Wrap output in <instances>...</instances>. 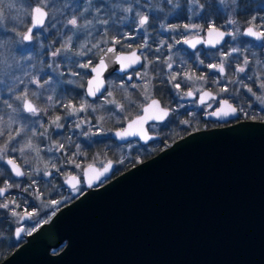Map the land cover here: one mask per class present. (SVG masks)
<instances>
[{"label":"water","instance_id":"95a60500","mask_svg":"<svg viewBox=\"0 0 264 264\" xmlns=\"http://www.w3.org/2000/svg\"><path fill=\"white\" fill-rule=\"evenodd\" d=\"M248 27L253 26L247 25L242 35L256 40L244 35ZM228 37L215 46L202 43V48L222 46ZM196 39H208V31L204 37L189 38ZM136 50L120 53L135 51L142 62ZM98 63L97 58L93 66ZM106 63L100 76L105 87L109 74L122 75L141 67L121 71L114 58ZM95 75L86 79L85 93L87 81ZM150 103L123 127L145 115L143 107ZM206 117L223 121L237 116ZM149 122L159 121L144 124L150 139L120 140L114 133L121 127L111 131L110 138L118 145L133 139L147 143L158 138L147 131ZM90 164L83 167L81 177L87 189L57 209L50 221L29 234L0 264H264V121L238 120L190 131L100 186L114 162H105L109 171L89 184L94 176ZM66 178L63 184L72 188ZM15 233L17 237L18 230ZM61 244L58 251H50Z\"/></svg>","mask_w":264,"mask_h":264},{"label":"rangeland","instance_id":"374dc122","mask_svg":"<svg viewBox=\"0 0 264 264\" xmlns=\"http://www.w3.org/2000/svg\"><path fill=\"white\" fill-rule=\"evenodd\" d=\"M148 1L150 0H146L145 3H143L142 0H126V2L116 0V3H113V0H93L94 7L90 9L88 13H85L87 19L92 21V25L89 29L91 31L90 36L85 34V29H71V26H64L66 20L73 15V10L83 11V8L86 6V0H59L56 6L63 9V15L61 16L57 13V19L61 22L57 23L55 28H51L47 27L46 21L47 30L45 31L39 28L34 30V36L31 41H24L22 37H17L16 34L11 31L12 27H16L18 31L26 32L30 25L27 15L22 17V23L14 24L12 22H6L5 26L0 27V128L4 129V132L7 133L5 135L7 136L9 132L15 134L18 129H24L22 136L17 138L20 143L15 142L12 146L19 149L26 139L31 138L40 149V156L46 159L45 161L50 160L52 163H54V160L58 159V157L65 156L67 152L65 148L56 150L55 147H53L52 152H49L48 148L52 147L57 142L62 144L65 143L66 145L68 143L73 149L72 152H70V150L68 151L69 154L72 155L77 153L75 145H80L81 154L78 158L81 157L80 160L84 166L93 163L99 167L108 159L114 157L115 166L117 168L120 167L121 162L129 157V155L131 156L132 153L136 155L135 161L140 159L139 154L143 152V149L140 151L141 148H139L138 142L130 141L126 144L117 145L109 137L111 131L117 128L114 126L117 124L120 125L119 121L121 117L123 118L124 124L131 115L128 116L125 111L121 113L119 117L112 116V113L107 109L110 105L104 104V97L99 100H94L95 102H93L88 100L84 95V85L89 76V71L88 69L80 68L79 63L88 62L89 58H91L94 64L100 51L93 49L92 52L85 56H79L76 55V53L83 50L80 45L85 43H88L89 47L92 43H96L100 45L101 49H104L105 45L112 40L109 38L112 32H118V36H121V41L129 40L130 37H134L135 35L129 36V34H125L122 28L124 25H128L130 20L136 23V26L139 28L137 30L144 31L145 26L143 28L139 26L136 13L144 14L146 10L157 9L155 6L156 4L153 5L152 2L150 6H147ZM15 3L28 11L30 0H15ZM243 3L250 5L251 10H256L258 8L264 9V0H235L234 3L233 0H224L223 3L221 0H218L216 5L217 9L221 10L223 15L226 16L225 25L234 31V35L223 48L217 49L216 52L204 53L203 56L198 52L199 57H197V52L186 55V51L181 47V40L187 35H193L195 31L200 28L185 29L183 25H200L198 16L203 12V7L198 4L197 0H175V16L178 15L180 17L177 21L179 25H181V30L176 33L179 26L177 27V25H175L174 70L178 78L179 72L177 69L182 67L185 69L188 68V66L191 65L190 60L196 63L197 68L203 65L200 63L202 59L207 60L206 66L223 62L227 70L226 76L221 77L215 74L212 79L219 81V83H215L219 86V88L216 89L219 97L226 96L228 99H230V97L233 98L240 108L245 104L248 107L254 106L257 108H264V104L258 101L251 93H248L247 89L242 86L243 84L247 85V87H252L256 95L264 96V89L258 88L261 79H264V44L257 47L247 42L243 44L240 42L241 29L236 13L240 11V5ZM117 4H119V7H117ZM65 5H67V7H65ZM96 7H99V12L95 10ZM121 7H131L133 11L127 13L122 12L120 10ZM47 10L48 9H46V11ZM52 11H55V9H52ZM211 17L212 16L208 18L211 19ZM230 20H235V23L230 24ZM98 21H107V23H100ZM80 22L83 23L84 20L81 19ZM69 35L73 37L71 50L61 51L59 55L54 57L52 53L61 47L64 40L67 39ZM177 40H179L180 43H177ZM143 44L140 51L147 59H145L144 66L141 69V75L143 76L145 72H147L148 75L143 78L144 81L139 85L138 92H140L141 95V100L138 102L139 107L148 100L142 92V87L146 83L150 82L148 96L150 97L153 93L152 79L154 76H152L150 71L151 68L162 62L164 69L166 68V70H169L167 63H165L166 61L152 60L148 57V55L151 56L161 53L160 49L162 48L149 47V44L145 41ZM160 44H162V42L158 43V45ZM171 48L170 46V48L166 50L167 56L171 58V61L168 59L169 61L167 62L173 65V50ZM234 48L239 51L233 52ZM93 53H95V55H93ZM245 59L249 62L247 65H244L246 71L244 73L235 72L237 67L243 65ZM210 70L214 72V69ZM74 72L79 75L74 76ZM184 73L192 74L193 72L185 70L180 79L183 80L182 83H189L191 90L199 89L202 84L207 81L206 78L205 80L189 81L185 78ZM194 74L196 76H202L196 73ZM248 77H253V79H248ZM33 78L39 79L44 86L38 88L36 85L31 84L30 80ZM45 80H47L48 83L44 84ZM231 80L242 81V84L229 83ZM20 81H23V83ZM69 81H72V83H69ZM111 86L114 88L116 85L115 83H111ZM223 87L228 88L229 91L227 93H221L219 90ZM22 91H27L29 93V99L37 107L44 108L45 111H41L38 116H31V114L24 112L22 110V102L15 99ZM33 91L37 93V97L31 96ZM48 96L52 97L51 101L47 99ZM184 97V93L179 97V108L181 109L192 105L185 100ZM111 98H113V96ZM84 100L93 102L92 107L96 108L97 111L92 112L89 109L77 116L67 115L65 105L71 102L79 106V103ZM8 104H11L12 108H9ZM101 105H103V107H101ZM13 109H16V111H13ZM138 112L136 111V113ZM56 115H60L62 118L60 121V123L63 124L62 128L57 129L55 126L51 125V120ZM101 116L104 117L103 121L100 120ZM10 119H12L14 123H12L9 128L6 122ZM80 120H85L89 123L82 124L81 127L77 128L76 124ZM41 124L48 128L49 136L52 137H50V140L40 135L43 131V128L40 127ZM98 128H102L106 135L93 136L82 134L86 130L88 132H95ZM32 130H35L37 133L34 137L31 135ZM63 132L68 133L65 141L60 140V137L64 134ZM53 135L55 138H53ZM95 141H97V144H100L99 150L96 149ZM12 146L9 147L11 148ZM88 146H91L90 154L84 151ZM10 153L16 154L24 161L28 158L30 162L26 164L36 165L39 163V161L35 159V153L31 151H26L24 155H21L18 150L15 152L10 151ZM69 164L72 166L70 167L71 169H78L73 164ZM52 173V189H50V193L46 194V200L43 199L44 194L35 195V201L38 202L42 208H50L51 214L80 193L79 189L69 190L60 184V179L65 178L66 173L63 174L62 178H60V174L54 176L55 170H53ZM54 201H58L59 203H53Z\"/></svg>","mask_w":264,"mask_h":264},{"label":"flooded vegetation","instance_id":"af4514ba","mask_svg":"<svg viewBox=\"0 0 264 264\" xmlns=\"http://www.w3.org/2000/svg\"><path fill=\"white\" fill-rule=\"evenodd\" d=\"M217 1L218 0H197L198 4L203 7V12L201 13L198 19V22L200 23V28L195 31V33L191 36L183 37L181 40V47L182 49L186 51L187 54H193L195 52H199L204 55V53L209 52H216L217 49L223 48L229 41V39L232 37H228L224 44L222 46H218L217 48H202L203 44L200 43L197 47H195L193 50H189L186 48V46L183 44V41L186 39H189L191 37H204L205 31L207 30L208 26L213 25L219 29L225 30V31H232L234 34V31L232 29H229L225 25L226 16L223 15L221 10L217 9ZM143 3L146 2V0H142ZM151 2L153 5L157 7V9H152L146 12L142 15H147L149 17L148 24L145 25L144 31L137 30L139 29L138 26H136V23L132 20L129 21L128 25H124L123 31H125V34H129V36L135 35L134 37H130L129 40L121 41V36H118V32H112L109 35V38L112 40L109 41L104 49L108 45H114L115 48L121 51H129L132 49H137L138 53L142 57V63L144 65L145 62V56L141 53V46L144 45V41L149 44V47L154 48H162L161 53H157L155 55H148L149 58L152 60H162L169 61V56H167V48L172 47L173 50V58H172V68L166 70L163 67V63L154 66L151 68V73L153 79H152V86H153V93L148 98V100L145 102L147 103L149 100L156 98L158 101H160L161 106L169 109V115L165 118L163 121L159 122H149L146 124V129L149 133L156 134L158 138L153 139L147 143L141 144L138 139L132 140L136 141L139 144V148H141L139 156L140 159L135 161V163L145 160L155 154H157L159 151H161L163 148L170 145V143H173L175 140L187 135L190 133V131L194 130H201L206 128H211L215 126H222L227 125L229 123L238 121V120H259L264 121V108H257L254 106L248 107L246 104L243 107H239L237 103H233L231 99H228L225 97H219L216 92L219 88V86L215 83H213V77L218 75V72L214 70L211 71L207 66V60L202 59L204 61L203 65H200L198 68L196 67V63L192 60H190L191 65L188 66V68H180L177 69L179 72V76L177 78V81L169 82V76L172 73H175V25L179 26L178 31L181 30V25H179V22L177 21L180 17L178 15L175 16V0H172V3H168V0H150L147 2V6L151 5ZM241 7V6H240ZM211 17L209 19L208 17ZM236 16L238 17V21L240 22V29H241V38L240 42L243 43H250L252 46H262L264 44V41H256L251 38L244 37L242 35L243 29L248 25L253 26L257 31L264 30V9H256L251 10L248 9L247 11H243L241 8L238 13H236ZM167 29V30H162ZM120 40L121 44H115L114 41ZM159 42H162V44L158 45ZM128 45H131V48H128ZM225 48V47H224ZM99 54L97 55L95 61L99 57ZM192 58V57H190ZM171 61V60H170ZM143 67H140L138 69H131L127 72H125L122 75H118L116 73H111L108 76L105 77V83L107 90H111L113 93V98L120 102L126 103V113H133L129 119L134 117L135 115L140 114L142 110V106L145 104H141L139 107V101L141 100V95L139 91V85L144 81L141 77V69ZM185 70H189L193 73H196L198 75L205 76L207 81L202 84V86L199 88L200 92L203 90H210L215 95H217V99L221 98H227L231 103H233L238 109H243L242 112L238 114L236 118H232L229 120H210V118L206 117L208 115V112H210L212 109H209L207 107H202L199 104L198 94L200 92H197V90H191L190 84L183 82V80H180L182 78V73ZM136 73H139V77H136ZM227 70L225 68V73L223 75L219 74L218 76H226ZM128 76V78H126ZM132 77L131 80H129V77ZM88 78V77H87ZM86 82V81H85ZM180 83V88L176 89L173 87L174 83ZM111 83H115V87L112 88ZM137 85L138 87L132 88L131 85ZM120 85H125V88L122 90L120 88ZM226 85V84H225ZM85 86V85H84ZM221 86V85H220ZM224 86V85H222ZM188 91L193 92V96L188 97L185 95V100L190 102L192 105H189L184 108H179V97L182 93H186ZM85 95V92H84ZM106 95V93H105ZM131 97L132 100H135L136 103L134 105H129L126 102L127 97ZM99 99L103 98L104 96H98ZM97 98L92 99L99 100ZM209 103H212L209 101ZM216 105L213 103V108H215ZM112 108V105H110L108 110ZM140 108V109H138ZM136 111L138 113H136ZM128 119V120H129ZM187 121V123H185ZM64 134L60 137V140L65 141L68 133L63 132ZM7 134V133H5ZM51 137V136H50ZM52 138V137H51ZM53 138L55 136L53 135ZM7 140V135H4L3 137H0V144L4 143ZM15 143L11 142L9 146H12V144ZM64 148L67 151L65 153V156L58 157V159L54 160V163L56 165V168H53L52 162L50 160H47L49 162V167L47 169V172L50 173V175H44L43 171L40 172H34V166L36 165H29L26 164L23 159L18 157L16 154L8 153L9 158L16 159L17 163L21 166V170L26 173L24 177H15L14 174L10 175L11 169L9 166H7L5 163L0 161V168L4 169L3 176H0V181H7L8 183H19L20 187H14L9 190L8 198L14 199L17 204H19V207L12 206L16 213H22L23 219L19 221V225H17L14 222L12 212L6 209H0V261L5 258L7 255H9L15 248H17L19 245L22 244L26 240V237L31 234L33 231H35L41 224L46 223L47 221H50V218L53 214H51L50 208H42L41 205L36 202L35 195L38 194H44L43 199L46 200V194L50 193L52 189V177L53 173L52 171L55 170L54 176H57L60 174V178L63 177V174L66 173V177L71 174L78 177L79 183L77 184L76 188H68L63 184L64 179H60L62 186L64 188H68L69 190H75L79 189L80 193H82L87 187L84 185L83 178L82 177V170L84 165L81 163V160L79 155L77 156V153L75 155L69 154L73 151L72 147L64 143ZM138 152V151H137ZM135 154V153H132ZM131 154V155H132ZM66 158H75L77 163L81 165L80 168L71 169L72 167L69 163H66ZM112 158V159H111ZM109 160H112L113 162L114 157H111ZM46 160V159H44ZM106 161V162H107ZM104 164V163H103ZM101 166V165H100ZM114 168L111 172L110 176L106 179L100 180L99 183L105 182L107 179L115 176L116 174L122 172L119 171L116 173V166L114 162ZM59 169V171H57ZM125 170V169H124ZM66 171V172H64ZM3 184L0 183V187H2ZM27 189V191H25ZM80 193L78 195H80ZM77 195V196H78ZM75 198V197H74ZM73 199V198H72ZM0 202H6L2 198H0ZM25 213L29 215H25ZM18 230V236L16 237L15 232ZM58 246L57 248L51 249L50 251H58L61 246Z\"/></svg>","mask_w":264,"mask_h":264},{"label":"snow or ice","instance_id":"6c2138e0","mask_svg":"<svg viewBox=\"0 0 264 264\" xmlns=\"http://www.w3.org/2000/svg\"><path fill=\"white\" fill-rule=\"evenodd\" d=\"M59 2V0H30V3L28 5V11H27V16L29 17V24L31 25V27L27 28V31L25 32V35L22 37V39L24 41H31L33 39L34 36V29H43V30H47V27H51V28H55L57 23H60L61 21L57 19V13H59L61 16L63 15V9L57 7V3ZM122 2H126V0H122ZM222 2V0H221ZM113 3H116V0H113ZM168 3H172V0H168ZM33 4L35 6H33ZM65 7H67V5H65ZM94 7L93 5V0H86V6L83 8V11H76L73 10V15L71 16V18H68L66 20V24H64L65 27L71 26V29H85L86 30V35L90 36L91 35V31L90 26L92 25V21L88 20L87 17L85 16V13H88L90 11V9H92ZM117 7H119V4H117ZM46 9H48L46 11ZM52 9H55V11H52ZM95 10L97 12L100 11L99 7H96ZM120 10L122 12H132L133 9L131 7H121ZM51 12V15H50ZM136 15L138 16V23L139 26L141 28H143L146 24H148L149 22V17L147 15H142L140 13H136ZM81 19L84 20L83 23H81ZM46 21H47V27H46ZM100 23H107V21H98ZM230 24H233V22L229 21ZM178 27V26H177ZM183 27L185 29H195V28H199L201 27L200 25H183ZM264 27V26H262ZM208 31V39L206 40H200V39H196V40H189L186 39L183 41L184 44L189 45L191 48H195L196 45L198 43H205V44H209L212 46H215L216 44H219L221 40H223L225 35L228 36H233L234 34L229 32V33H225L220 31L218 28H216L213 25L208 26L207 28ZM244 35L246 36H250V37H254L256 40H261L264 41V30L262 31H257L254 29V27H248L247 31L244 33ZM72 39L73 37L71 35L67 36V40H68V46L65 47L64 44L61 45L60 48H58L56 51H54L52 53V55L55 57L57 55H59L61 53V51H70L72 48ZM177 43H180L179 40H177ZM115 44H121L120 40H116ZM81 49H83L82 51L76 53V55L79 56H85L88 53L92 52L93 49H97L98 51H100L102 54L98 57L99 59V63L93 66V62L91 60V58H89L88 62L85 63H79V67L82 69H90V73H88L89 75L91 73H96V75L92 78L89 79L87 81V91L85 93V95L87 97H94L99 99L98 97V93L100 94V96H104V104L105 105H112V108L109 109V111L112 113V116H117L119 117L121 113L125 112L126 109V103L124 102H120L114 98H111L113 96V93L111 91H108L107 88L104 86V81L100 79L101 73L102 71L107 67V63L106 60H112L113 58L115 59V62L118 63L120 65V70L121 71H125L128 68H131L133 65H137L139 64L141 67H143V63L141 62V58L140 56H138L136 54L135 51L131 52L130 54H121L119 52V50L115 47H108L106 49H101L99 44L96 43H92L91 46L89 47L88 43L85 44H81L80 45ZM131 45H128V48H131ZM143 47V45L141 46ZM239 51L238 49H233V52H237ZM93 55H95V53H93ZM197 57H199V53H196ZM145 59H147V57H145ZM171 58H169L170 60ZM167 63V67L169 69L172 68V64L170 62H165ZM200 63L203 64L204 61L200 60ZM249 62L247 59L244 60L243 65L237 67L235 69V72L238 73H244L246 71V68L244 65H247ZM209 69H214L216 72H218L219 74L223 75L225 73V67L223 62L219 63V64H209L207 66ZM139 74V73H137ZM73 75H79L78 73H73ZM148 73L145 72L143 73V76L141 77L142 79L144 77H147ZM184 76L187 80L192 81V80H205V76H196L194 73L189 74V73H184ZM132 77H129V80H131ZM248 79H253V77H248ZM173 81H177V74L172 73L169 76V82H173ZM21 83H23V81H20ZM30 83L33 85H36L38 88H42L44 85L40 82L39 79H31ZM48 83L47 80L44 81V84ZM69 83H72V81H69ZM213 83H219V81L217 80H213ZM229 83H241L242 81H236V80H231L229 81ZM149 83H146L143 87H142V92L145 94L146 98H150L148 96V92H149ZM243 87H245L247 89L248 93H251L253 96L256 97V99L258 101H260L262 104H264V96H258L256 95V92L253 91L252 87H247V85H243ZM132 88H136L138 87L137 85L133 84L131 85ZM173 87L176 89H179L180 83H174ZM120 88L123 90L125 88V85H120ZM259 89H264V79H261V82L258 86ZM221 93H227L229 90L226 87L220 88L219 90ZM197 92H200L199 89H197ZM106 93V95H105ZM184 95L191 97L193 96V92L192 91H188L186 93H184ZM218 95V94H217ZM217 95H213L211 92L209 91H203L200 95H199V104L202 107H207L209 109H212L210 112H208L209 116L212 117H216L217 119H222V118H226V117H230V116H237L240 112L243 111V109H238L237 107H234L233 104L229 103L228 99H217ZM32 97H37V93L35 91H33L31 93ZM15 99L17 101H21L22 102V110L26 113L31 114V116H33V113H35V116H38L41 111H37V107L36 105L33 104V102L29 99V93L27 91H22V93L20 95H17L15 97ZM47 99L49 101L52 100L51 96H48ZM209 101H211L212 103H209ZM95 102V101H93ZM93 102H89L87 100H84L82 102L79 103V106H76L73 103H68L67 105H65V109H66V113L67 115L70 116H77L80 113H84L86 111H88L89 109L92 112H96L97 109L92 107V103ZM126 102L129 105H134L136 103L135 100H132L131 97H127L126 98ZM6 103V102H5ZM213 103H215L216 107L213 108ZM8 107L11 108L12 105L8 104ZM101 107H103V105H101ZM16 111V110H15ZM143 112L145 113V115L143 116H138L136 120H131V122L128 124V126L125 128L123 127V118L121 117L120 119V126H121V130L120 131H116L114 133V136L120 140H126L129 136H140L141 138H151L148 137V134L146 132V130L144 129V124L148 121H163L165 120L166 117H168L169 115V109L162 107L160 101L156 100V99H151V103L148 104L146 107H143ZM61 116L60 115H56L52 120H51V125L55 126V128L59 129L63 127V124L60 123L61 121ZM100 120L103 121L104 117L101 116ZM8 127H11V124L14 123V121L12 119H10L9 121L6 122ZM85 123H89L88 121L85 120H80L77 124L76 127L79 128L81 127L82 124ZM185 123H187V121H185ZM59 124V127H57L56 125ZM43 124L40 125V127ZM91 126V125H90ZM17 132V131H16ZM24 133V129L21 128L20 131L17 132V134L10 138L7 143H2L0 144V161H2L3 163H5L7 166L10 167L11 172L10 175L14 174L15 177H24L26 175V173L24 171L21 170V166L17 163L16 159L14 158H9L8 153L11 152H15V151H19L21 153V155H24L26 153V151H30V149H25L24 147H19V149H17L15 146H12L11 148L9 147V144L13 141H15L16 143H20V141L17 139L18 137H21L22 134ZM32 136H36L37 133L35 130H32L31 132ZM82 134L84 135H106L102 128H98L97 131L95 132H88L87 130L85 132H83ZM5 135L4 129L0 128V137H3ZM9 135V134H8ZM40 135L42 136V132L40 133ZM76 149H77V156L80 155V145H75ZM64 148V144L62 143H57L55 145V149L56 150H61ZM40 149L37 148V151H39ZM49 152L53 151V148H48ZM25 163L26 160H25ZM66 163H71L73 164L76 168H80L81 165L79 163L76 162L75 158H66ZM56 168V165L53 167ZM89 171H91L92 173H94L93 177L89 178V184L91 183L92 179H98L100 176H103L105 173H107L109 171V166H104L103 164L101 165L100 168H96L94 167V165H89L88 166ZM57 171H59V169H57ZM4 174V169L0 168V176H3ZM44 175H50L49 172L44 173ZM85 176H88V172L84 173ZM0 183L3 184L2 187H0V198H2L4 201L6 202H0V209H6L12 212V215H15L16 212L14 210V208L12 206L15 207H19V204L16 203V201L14 199H9L8 198V194H9V190L14 188V187H20L19 183H8L7 181H0ZM65 183L70 185L72 188H76L77 184L79 183L77 177L75 175H71L69 174L67 176V178L65 179ZM25 191H27V189H25ZM53 203H59L58 201H54ZM25 215H29L27 213H25Z\"/></svg>","mask_w":264,"mask_h":264},{"label":"clouds","instance_id":"9594fccd","mask_svg":"<svg viewBox=\"0 0 264 264\" xmlns=\"http://www.w3.org/2000/svg\"><path fill=\"white\" fill-rule=\"evenodd\" d=\"M223 2H224V0H222V3ZM234 2H235V0H233V3ZM26 15H27V10L24 9L23 7L17 5L15 3V0H0V27L5 26L6 22H12L14 24L22 23L23 22L22 17H24ZM230 21L233 22V24L235 23V20H230ZM11 31L14 32L17 37H23L25 35V32L18 31L16 27H12ZM63 44L65 45V47H67L68 46V40L65 39ZM33 79H35V78H33ZM15 110L16 109H13V111H15ZM37 111L38 112L39 111H45V109L41 108V107H37ZM33 116H35V113H33ZM56 126L59 127V124H57ZM41 128H43V131H42L43 135L42 136L50 140L48 128L45 125H42ZM20 130L21 129H18L17 132ZM17 132L15 134L9 132V135L7 136V140L5 141V143H7V141L10 138L14 137L17 134ZM57 143H55L52 147H49V148L55 147V145ZM20 147H24L26 150L30 149V151L32 153H35V159L37 161H39V165L34 166V169H33L34 172H40V171H43L44 173L47 172V169L49 167V162L45 161L44 158L40 156V150L37 151L38 147L36 146V144L33 142V140L31 138L26 139ZM26 162L28 163V162H30V160L28 158H26ZM51 166L54 167L55 163H52ZM12 216H13L14 222L17 225H19V221L24 218L22 213H16L15 215H12Z\"/></svg>","mask_w":264,"mask_h":264},{"label":"trees","instance_id":"16d2710c","mask_svg":"<svg viewBox=\"0 0 264 264\" xmlns=\"http://www.w3.org/2000/svg\"><path fill=\"white\" fill-rule=\"evenodd\" d=\"M241 6V8L243 9V11H247L249 8L251 9V7H250V5H247V4H245V3H243V4H241L240 5ZM230 99H231V101L233 102V103H236V101L233 99V98H231L230 97ZM128 114V116H130V115H132L133 113H127ZM118 126H120V125H115L114 127H118ZM95 143H96V149L97 150H99V148H100V144L98 143L97 144V141H95ZM93 148V147H92ZM90 150H91V146H88L86 149H84V151L87 153V154H90L91 152H90ZM135 157H136V155H134V154H132L131 156L129 155V157H127V158H125L122 162H121V164H120V167H117V169H116V173H118L119 171H123L124 169H127L128 167H130V166H132L133 164H135Z\"/></svg>","mask_w":264,"mask_h":264}]
</instances>
